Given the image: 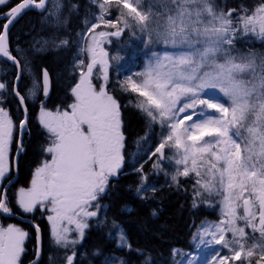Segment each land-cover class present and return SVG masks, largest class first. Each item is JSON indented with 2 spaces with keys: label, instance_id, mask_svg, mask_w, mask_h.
I'll list each match as a JSON object with an SVG mask.
<instances>
[{
  "label": "snow or ice",
  "instance_id": "1",
  "mask_svg": "<svg viewBox=\"0 0 264 264\" xmlns=\"http://www.w3.org/2000/svg\"><path fill=\"white\" fill-rule=\"evenodd\" d=\"M9 0H0L6 5ZM98 11L84 19L76 35L73 71L79 79L71 88L74 102L69 110L48 111L40 101L38 120L50 136L44 151L51 157L33 173L30 186L19 188L15 203L24 213L39 207L49 214L50 239L64 249V264H75L77 245L82 244L91 222L97 226L103 205L100 198L110 188L125 162L121 105L109 90L113 62L125 57L118 50L110 55L104 47L113 38L130 32L140 34L144 57L140 71H130L117 83L134 94L136 110L145 119V135L137 139V153L149 133L159 126V142L147 149L157 174L163 172L171 185L181 188V178L191 182L193 208L219 207V220L201 225L192 234L193 251L173 250L187 257V264H264V54L237 48L241 36L264 40V0L253 8L221 7L216 0H90ZM62 0H20L7 13L0 30V59L11 61L16 76L11 92L23 108L24 117L15 122L2 106L7 82L0 81V214L12 215L8 189L2 184L10 172L9 152L17 127L27 130L29 101L50 92V74L33 71L31 61L10 44V27L27 10H38L45 23L59 29L69 23ZM115 9V19H111ZM79 5H70V14ZM73 41L55 33L38 52L51 44L70 48ZM27 79L25 91L19 84ZM98 81V83H97ZM166 149L169 150L166 152ZM23 151L18 142L17 154ZM147 163V160L144 162ZM165 164L172 166L169 171ZM136 188L139 199H150L154 185H146L144 164ZM11 181L9 180V183ZM187 192V188L185 187ZM157 215L153 210L152 216ZM28 233L9 224L0 226V264H22ZM109 237L118 249L132 250L131 242L115 220ZM41 228L36 226V260L41 255ZM219 246V247H215ZM139 251V250H137ZM100 255L99 250L93 253ZM50 260L53 258L50 257ZM104 264H125L119 257H106ZM145 264H152L147 256Z\"/></svg>",
  "mask_w": 264,
  "mask_h": 264
},
{
  "label": "trees",
  "instance_id": "2",
  "mask_svg": "<svg viewBox=\"0 0 264 264\" xmlns=\"http://www.w3.org/2000/svg\"><path fill=\"white\" fill-rule=\"evenodd\" d=\"M19 1L11 0L6 5L0 6V13L6 12L9 7L17 4ZM259 2L260 0H216V3L221 7L226 5L229 8L237 9L241 6L253 8ZM72 3L79 5L78 13L73 12L70 14V5ZM89 6L90 2L88 0H68V4L63 9V14L65 17H70V23L63 28L61 27L62 30L68 32L67 29L69 28V32L72 33L74 29H81L79 16L83 14V10H86ZM23 16H27L25 23L21 21V18L10 30L11 49L14 48L13 46L15 45L16 30L21 27L24 33L27 32L28 34H32V24H36L39 18L35 11H29ZM3 19L4 18L0 19V30H2L5 22ZM41 28L43 29V27ZM37 30L38 27L36 25L35 31ZM49 30L51 29L49 28ZM39 32L43 34L45 31ZM24 33L21 34L22 37L25 36ZM73 34H75V31ZM253 37L241 36L237 40V48L241 51L245 50L247 47L260 50L258 46H254L253 42L255 41ZM52 52H56L55 49H48L41 53L42 55H37L32 58L34 65L37 66L35 68L37 74H39L43 68H47L49 74L53 75L54 72H56L55 68H60V61L57 60L55 66L51 60ZM49 59L51 61L50 63ZM4 68L5 70L10 68V72L1 76L9 86V91L2 94L4 97L2 106L9 111L10 116L18 125V122L22 119V113L17 99L11 92V85L15 77V68L11 63L0 60V70ZM63 68L64 72H66L65 67ZM10 75L13 76L12 79L9 78ZM19 88L22 92L23 87H21V82ZM63 90L64 88L62 85L59 90L57 87L55 88V84L51 83V92L47 98H41L40 96L34 103L28 102V124L27 130L23 133V151L16 160L15 170H13L11 165L9 175L3 181L4 185L9 179L15 176L13 183L8 188V197L13 214L27 218L41 228V255L37 264H64V249H58L55 246L47 245L48 223L45 215L46 212L40 208H36L32 213L22 212L15 203V193L19 188H25L27 186L33 170L44 158V148L47 138L45 131L37 123V113L41 107L40 101L43 100L46 109L63 106L67 102L66 95L65 97H61L65 93ZM114 96H116V99L121 105L123 132L126 137V146L124 149L125 162L118 176L110 179L108 193L100 199L104 208L103 213L107 214V222L101 226L91 223V227L87 230L82 244L77 245L78 255L75 264H104L105 258L111 256L123 259L125 264H145L146 257L149 255L152 258V264H176V259L179 255L173 256V250L175 249L182 252L190 251L192 248V234L203 222L217 220V207L212 208L201 205L197 208H193L191 182L181 178L182 187L178 189L171 185V183L163 182L159 177L150 174L152 172H150L148 162L144 165V172L148 177L146 185H154L156 192L154 194L149 192L148 196L150 199L146 201L137 197L135 189L140 184V173L136 172L132 164L126 159L130 153L134 152L137 139L145 135L147 130L145 119L136 108L132 105L125 104L123 101L125 95L114 92ZM60 97L62 99H59ZM17 133L18 127L17 131L14 133V140L10 148L11 163L16 148ZM152 135L153 133L150 132L148 139H151ZM185 187L187 188V192L185 191ZM153 210L157 213L155 217L152 216ZM113 220L120 225L128 236L132 245L131 251L128 249H118L115 241L109 237V226ZM0 224L2 226L8 224L16 225L29 234L28 238L25 240V252L21 260L22 264H27L32 261L35 257L36 243L35 234L31 226L25 222H19L12 217H0ZM48 247L51 248L50 251ZM97 250H99L100 255L93 254ZM50 257L53 259L50 260Z\"/></svg>",
  "mask_w": 264,
  "mask_h": 264
},
{
  "label": "rangeland",
  "instance_id": "3",
  "mask_svg": "<svg viewBox=\"0 0 264 264\" xmlns=\"http://www.w3.org/2000/svg\"><path fill=\"white\" fill-rule=\"evenodd\" d=\"M10 1L11 0H9V2ZM88 1L90 2V0H88ZM148 2H149V0H145V4H147ZM62 3L64 5H67L68 4V0H62ZM0 6H2V5H0ZM29 11H35V10H28L25 13H27ZM83 11H84V13L79 16L80 23H81V25H80L81 30H80V28H78L79 30L78 29H76V30L74 29L73 32L72 33L69 32V34H68V32L63 31L61 27L59 29H57V28L54 29V27H52L50 24L45 23L44 20H43V16H41L42 14L39 13V12H36V11L35 12L38 14L39 18L37 20V24L30 23V24H32V27H31L32 34H28L27 32L24 33V31H22L23 28H21V27L19 29H17L16 32H15L16 33L15 40H14L15 41V45L13 46L14 48H12L11 50H12L14 55H17L18 54L17 53V48H19V50H21V52L23 53L22 60H23V58H27L28 60L31 59L30 61H31V64L33 63L32 64V68H33V71L35 73H36L35 68L37 66L34 65V61H32V57H34L35 55L37 56V53H38V51H36L35 48H34V45H35V47H39L40 46L39 44H37V41L42 43L44 40L50 39L51 36L54 33L58 37H66L67 36L71 41H73V43L71 44L72 46L70 48H66V49L65 48H61L59 50L55 49L56 52H52V54H51V60L53 61L55 66H56V61L57 60L60 61V63L58 62L59 65H60V68L56 67L55 68L56 72L53 71L54 74L53 75L50 74L51 81H52L53 84H55V88L57 87L60 90L61 85L64 88L63 92H65V93L61 97H65V95L67 96V102H66L65 105L58 106V107H55V108H52V109H47L48 111H51L54 114L58 110L59 111H64V110H69L70 111L69 105L74 102V97L71 94V88L75 85V83L79 79V72L78 71H73V56L75 55V53L77 51V47H76V43L75 42L78 41V39H79L76 34L78 32L83 31V29L85 27L84 19L87 18V19L91 20L93 18L92 13L98 11V9H96L90 3L89 8H87L86 10H83ZM23 15L21 16L22 19H21V17L18 18V19H21V21H23L25 23V21L27 19V16H23ZM115 16H116V12H115V9H113L112 10V16L110 18L111 19H115ZM18 19L13 24V26L18 22ZM3 20H5V19H3ZM36 25H37V27H38V29L40 31H44L45 29H47L44 32L45 34L44 33L41 34V32H39V30H37L35 32ZM41 27H43L44 30H41L42 29ZM49 28L51 30H49ZM74 31H75V34H73ZM22 33H24V35H25L24 37L21 36ZM62 34H64V35H62ZM139 36H140L139 33H137L136 36H133L130 32H126L121 37L120 41H116L115 38H113V44H111V45L105 44L104 45L106 50L109 51L110 55H115L117 53V51L119 50L120 54L125 57V60L120 62L121 64H124L125 67L120 69L119 72L117 71V68H119V65L116 64L115 62H113V67L110 70L109 90H110L111 94H113V95H114V92L117 93V94L125 95V97H124L125 99L123 101L125 102V104L132 105L133 107H134V104L130 103V101H135V99H136L135 95L122 91L120 89L117 81L118 80H122L124 78V76L127 75L130 71H140V69L143 67L144 57H143L142 52L139 51L143 47V45L141 44ZM251 37H253V36H251ZM253 38H254V41H255V42H253L254 46H258V49H260V50H256V49L247 47L242 52L247 53V52H249L251 50V51L255 52L257 55L264 54V40H262L261 38H259L257 36H254ZM28 47H29V49H28ZM48 49L54 50V48L51 46V44H49L47 46L46 50H48ZM30 51H31V53H30ZM43 52L44 51L38 53V55H42L41 53H43ZM43 57H46V56H43ZM36 59H40V58H36ZM42 61H44V60H42ZM50 62L51 61L49 59V63ZM63 67H65L66 72H64V68ZM56 69H58V70H56ZM1 70H0V81H4V78H1V76H4V75L7 74V72H10V68H7L6 70L4 68V69H1ZM15 76H16V70H15ZM65 77H67V78H65ZM9 78L12 79L13 76L10 75ZM14 78H13V80H14ZM27 83H28V80L26 78L21 80V87H23L22 92L25 91V85ZM97 83H98V81H97ZM61 97L59 99H62ZM114 97L116 98V96H114ZM41 98H43V97H41ZM29 102H32V101H29ZM39 111H40V109L38 110V113H37V123L40 125L39 120H38ZM40 127L42 128L41 125H40ZM42 129L46 133V138H47L46 145H45V147H46V146H48V144L50 142V136H49V133L44 128H42ZM159 131H160L159 126H156L155 133H153L151 139H147L144 142V144H143L144 151L140 152L139 155H136L137 149H138V146H137V143H136V148H135L134 152L130 153V155L128 156V158L126 160L129 161V163L132 164V167H134V168L139 166V164H141V163L146 165V163H144V162L147 160L149 168H150V172H152L150 174H153L154 176L159 177L160 180L163 181V182L171 183L170 179L168 177H166L163 172H160L159 174H157L156 171L152 168V163H153V160L155 158H153V160H148V156H147V149L149 147H152L154 149V147L159 142V135H158ZM167 151H169V150L166 149V152ZM46 159L50 160L51 157L44 151V158L41 160L40 164L37 167H39L43 163V161L46 160ZM9 161H10V152H9ZM10 166H11V162H10ZM164 167L166 169H168L169 171L172 170V166H170L168 164H165ZM35 169L33 170L32 174L30 176V179L28 181V184H27V186L25 188L30 186V182H31V179H32V176H33V173H34ZM10 170H11V168H10ZM3 181H2V184H3ZM37 208H39V207H37ZM43 211L46 212L45 215H46V218H47V215L49 213L46 210H43ZM103 212H104V208H102V210H101V219H104V213ZM217 214H218V218H217L216 221L203 222L201 225L207 224L209 222H217L219 220L220 217H219V207L218 206H217ZM47 223H48V220H47ZM91 223L96 224L95 221H92ZM8 225L3 226V227H7ZM0 226H2V225L0 224ZM110 230H112V223H110V226H109V231ZM47 245L48 246L50 245V246L54 247V245H53V243H52V241L50 239V226H49V223H48ZM191 246H192V248H191L190 251H193L192 243H191ZM215 247H219V246H215ZM50 249L51 248L48 247L49 251H50ZM186 252H189V251H186ZM176 264H187V257H181L179 255V257L176 259ZM198 264H199V262H198Z\"/></svg>",
  "mask_w": 264,
  "mask_h": 264
},
{
  "label": "water",
  "instance_id": "4",
  "mask_svg": "<svg viewBox=\"0 0 264 264\" xmlns=\"http://www.w3.org/2000/svg\"><path fill=\"white\" fill-rule=\"evenodd\" d=\"M18 4V3H17ZM16 4V5H17ZM15 5V6H16ZM14 7V6H13ZM11 9V8H10ZM10 9L7 11V12H9L10 11ZM33 10H35V9H33ZM28 11V10H27ZM35 11H37V12H39L38 10H35ZM6 12V13H7ZM26 12V11H25ZM24 12V13H25ZM40 13V12H39ZM23 15V14H22ZM21 15V16H22ZM20 16V17H21ZM1 17V16H0ZM20 17H18V18H20ZM17 18V19H18ZM16 19V20H17ZM16 22V21H15ZM14 22V23H15ZM13 23V24H14ZM13 26V25H12ZM11 26V27H12ZM11 27H10V29H11ZM2 60H4V61H7L6 59H2ZM7 62H10L11 64H12V62L11 61H7ZM15 67V66H14ZM15 70H16V72H17V69H16V67H15ZM50 93V92H49ZM18 100V99H17ZM19 102V101H18ZM20 109H21V112H22V117H24V111H23V108H21L20 107ZM22 140V136L20 135V133L18 132V138H17V144H16V149H15V152H14V155H13V160H12V164H13V170H15V164H16V160H17V158H18V156H19V154H17V146H18V142L19 141H21ZM14 179H15V176L12 178V179H10V183H9V181H8V183L5 185V187H9L12 183H13V181H14ZM2 217H12V218H14V219H16L17 221H20V222H26V223H28V224H30V226L32 227V229H33V231H34V234H35V242H36V225H34L33 223H31L30 222V220H28V219H25V218H22V217H20V216H17V215H14V214H12V215H5V214H0ZM36 245V244H35ZM37 258H36V251H35V257H34V259L32 260V261H30L28 264H33V261H35ZM38 262V261H37Z\"/></svg>",
  "mask_w": 264,
  "mask_h": 264
},
{
  "label": "bare ground",
  "instance_id": "5",
  "mask_svg": "<svg viewBox=\"0 0 264 264\" xmlns=\"http://www.w3.org/2000/svg\"><path fill=\"white\" fill-rule=\"evenodd\" d=\"M19 1V0H18ZM37 12V11H36ZM40 15V14H39ZM42 16V15H41ZM22 18V17H21ZM19 20V19H18ZM83 22V21H82ZM41 23V22H40ZM70 23V22H69ZM72 23V22H71ZM37 24V23H36ZM44 24V23H43ZM79 25V24H78ZM41 26V25H40ZM47 26V25H46ZM68 27V26H67ZM66 27V28H67ZM74 27V26H73ZM63 28V27H62ZM65 28V29H66ZM78 28V27H77ZM56 29V28H55ZM73 29V28H72ZM39 30V29H38ZM41 30H44V29H41ZM68 30V32H69V29H67ZM81 30V29H80ZM40 31V30H39ZM45 31V30H44ZM36 32V31H35ZM66 32V31H65ZM39 33V32H38ZM43 33V32H42ZM45 34V33H44ZM62 35H64V34H62ZM67 37V36H66ZM70 37V36H69ZM43 38V37H42ZM26 46V45H25ZM72 46V45H71ZM28 49H29V47H28ZM34 49V48H33ZM30 53H31V51H30ZM38 53H40V52H38ZM38 53H37V55H38ZM29 54V53H28ZM33 55V54H32ZM31 56V55H30ZM36 56V55H35ZM33 58V57H32ZM31 60V59H30ZM33 64V63H32ZM43 68V67H42ZM37 72V71H36ZM65 78H67V77H65ZM69 78V77H68ZM18 138V137H17ZM22 139H23V135H22ZM16 144H17V142H16Z\"/></svg>",
  "mask_w": 264,
  "mask_h": 264
},
{
  "label": "flooded vegetation",
  "instance_id": "6",
  "mask_svg": "<svg viewBox=\"0 0 264 264\" xmlns=\"http://www.w3.org/2000/svg\"><path fill=\"white\" fill-rule=\"evenodd\" d=\"M5 19V18H4ZM10 151H11V149H10ZM113 178V177H112Z\"/></svg>",
  "mask_w": 264,
  "mask_h": 264
}]
</instances>
